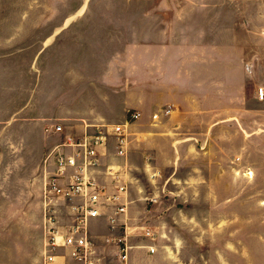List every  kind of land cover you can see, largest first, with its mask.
Masks as SVG:
<instances>
[{"label": "crops", "instance_id": "1", "mask_svg": "<svg viewBox=\"0 0 264 264\" xmlns=\"http://www.w3.org/2000/svg\"><path fill=\"white\" fill-rule=\"evenodd\" d=\"M247 6L83 5L50 36L8 51L0 31V175L14 176L0 182V264H82L48 246L49 219L65 233L80 201L47 192L51 153L75 154L71 138L115 124H128L126 155L110 134L88 172L119 195L91 219L98 264H258L262 250L240 246L258 236L242 227L264 208V15ZM132 110L141 116L128 123Z\"/></svg>", "mask_w": 264, "mask_h": 264}, {"label": "built area", "instance_id": "2", "mask_svg": "<svg viewBox=\"0 0 264 264\" xmlns=\"http://www.w3.org/2000/svg\"><path fill=\"white\" fill-rule=\"evenodd\" d=\"M257 93L258 97L264 100V84L258 88ZM165 112L169 113L170 108H167ZM140 116V111H130L128 123L138 120ZM157 116L158 114L154 115L155 118ZM56 129L58 131L63 130L62 126H57ZM110 134H114L117 138L118 155L125 156L129 136L128 124H115L111 129L100 128L95 134H86L80 140L71 138L70 145L79 149L75 154H67L60 149L51 153L56 157L58 172L48 179L46 184L47 192L69 197L70 199L80 197V201L74 207L76 211L75 221L65 233H61L60 229L55 227L54 217L49 219L52 222V227L49 230L48 246L51 251H57L55 249L60 248V246L67 247L70 250V255L82 264H98L93 249L94 243L90 228L91 219L101 215V205L104 200H113L119 197V195L109 196L104 187L88 175L91 168L100 165L98 148L107 143ZM71 168H76V172L70 175L71 180L67 183L62 182L61 178L65 177ZM126 189L124 185L119 187V190L123 192H126ZM118 211L125 212L126 204L119 206ZM144 235L147 238H153L156 234L151 230H146ZM118 241H124V254L122 256L126 258L127 240L123 237ZM148 247L151 251L156 249L152 245H148Z\"/></svg>", "mask_w": 264, "mask_h": 264}, {"label": "rangeland", "instance_id": "3", "mask_svg": "<svg viewBox=\"0 0 264 264\" xmlns=\"http://www.w3.org/2000/svg\"><path fill=\"white\" fill-rule=\"evenodd\" d=\"M246 1L248 0H241V6H247L245 5ZM263 1L264 0H255L254 3H251L247 6L253 12H256L257 20H259V18L264 15L262 11V14L260 16V9H263L264 7V5H261ZM96 4L129 6H182L185 4V0H0V31L2 34V50L8 51L9 49H14L16 46L17 48H20L21 46H24L26 44L35 43L34 39H30L29 36H33L34 38L45 37L48 35L50 36L53 32L58 30V27H60V19H63L62 17H64L65 15H70V12L68 14H65L64 11H76L83 5ZM14 33L19 34L16 40H9L8 38H4L10 34L13 35ZM239 35L240 37L245 36L243 32H239ZM255 36L264 38V30L257 31ZM257 49V51L259 52H264V44H258ZM243 50V47H241V51ZM258 63H260L261 66H264L263 61ZM258 70L257 72L260 73V69ZM259 73V79H263L264 74ZM259 87L260 85H258V88ZM260 116L261 114H258V119L264 121V116ZM250 174H253V172H251ZM13 177L14 176L0 175V182L7 181L8 179ZM258 181L260 183L264 182V177H261ZM256 193L258 198L264 197V191H258ZM263 214L264 208H257L258 220L256 224H251L249 227L243 224L242 227V229L246 230V232H252L250 230H255L258 236L253 238L245 237L240 240V246L242 250H262L261 254L257 255L258 264H263L264 261V222L260 221ZM253 227L255 228L252 229ZM96 257L99 258L98 253Z\"/></svg>", "mask_w": 264, "mask_h": 264}]
</instances>
